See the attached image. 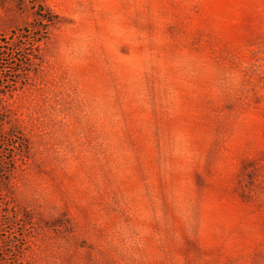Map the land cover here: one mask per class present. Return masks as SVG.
I'll return each instance as SVG.
<instances>
[{"label": "rangeland", "instance_id": "rangeland-1", "mask_svg": "<svg viewBox=\"0 0 264 264\" xmlns=\"http://www.w3.org/2000/svg\"><path fill=\"white\" fill-rule=\"evenodd\" d=\"M0 166V264H264V0H0Z\"/></svg>", "mask_w": 264, "mask_h": 264}, {"label": "trees", "instance_id": "trees-1", "mask_svg": "<svg viewBox=\"0 0 264 264\" xmlns=\"http://www.w3.org/2000/svg\"><path fill=\"white\" fill-rule=\"evenodd\" d=\"M45 37H46L45 33L43 35L41 33H38V37L35 39V42L42 41ZM15 145H19V142L15 141ZM13 147L15 146L13 145ZM2 172H7L5 166H2V168L0 166V175L2 174Z\"/></svg>", "mask_w": 264, "mask_h": 264}]
</instances>
